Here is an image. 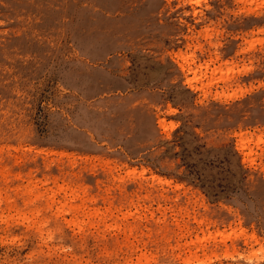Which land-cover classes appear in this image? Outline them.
Here are the masks:
<instances>
[{
	"label": "rangeland",
	"instance_id": "374dc122",
	"mask_svg": "<svg viewBox=\"0 0 264 264\" xmlns=\"http://www.w3.org/2000/svg\"><path fill=\"white\" fill-rule=\"evenodd\" d=\"M262 140L264 0H0V264H264Z\"/></svg>",
	"mask_w": 264,
	"mask_h": 264
},
{
	"label": "bare ground",
	"instance_id": "6f19581e",
	"mask_svg": "<svg viewBox=\"0 0 264 264\" xmlns=\"http://www.w3.org/2000/svg\"><path fill=\"white\" fill-rule=\"evenodd\" d=\"M240 136H242V134H240ZM244 136H246V135H243V137H244ZM251 137H252V136H251ZM251 137H250V138H251ZM257 137H258V136H257ZM241 138H242V137H241ZM241 138L239 139V144H240L239 147L241 146V147L244 149V148H245V145H243L244 142H243V144H241V143H242ZM258 138H259L258 140H260V137H258ZM243 141H245V139H244ZM246 141H247V137H246ZM248 141H250V139H249ZM248 141H247V142H248ZM263 141H264V140H262V142H263ZM240 142H241V143H240ZM251 142H252V140H251ZM260 142H261V141H260ZM252 143H253V142H252ZM256 143H257V139H256ZM256 143H255V145H256ZM243 146H244V147H243ZM247 146H248V145H247ZM257 147H260V146H257ZM240 149H241V148H240ZM243 149H242V150H243ZM249 149H250V148H249ZM262 149L264 150L263 147H262ZM263 150H262V151H263ZM243 152H244V150H243ZM250 152H251V151H250ZM263 152H264V151H263ZM249 155H250V154H249ZM263 159H264V158H263ZM263 165H264V164H263ZM262 167H263V166H262ZM263 168H264V167H263ZM142 171H143V170H142ZM142 171H141L140 173H143ZM195 261H196V260H195ZM191 262H192V261H191Z\"/></svg>",
	"mask_w": 264,
	"mask_h": 264
}]
</instances>
